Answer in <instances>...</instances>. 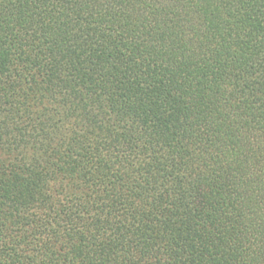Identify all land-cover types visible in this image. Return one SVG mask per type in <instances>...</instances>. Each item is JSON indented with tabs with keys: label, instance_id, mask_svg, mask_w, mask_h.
I'll return each instance as SVG.
<instances>
[{
	"label": "trees",
	"instance_id": "16d2710c",
	"mask_svg": "<svg viewBox=\"0 0 264 264\" xmlns=\"http://www.w3.org/2000/svg\"><path fill=\"white\" fill-rule=\"evenodd\" d=\"M0 264H264V0H0Z\"/></svg>",
	"mask_w": 264,
	"mask_h": 264
}]
</instances>
